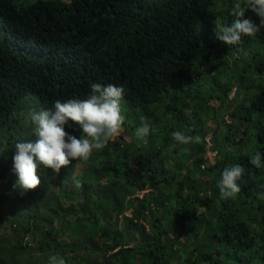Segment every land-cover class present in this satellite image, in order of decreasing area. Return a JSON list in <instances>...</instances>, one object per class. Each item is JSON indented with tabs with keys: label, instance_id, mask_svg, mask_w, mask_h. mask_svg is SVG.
<instances>
[{
	"label": "trees",
	"instance_id": "obj_1",
	"mask_svg": "<svg viewBox=\"0 0 264 264\" xmlns=\"http://www.w3.org/2000/svg\"><path fill=\"white\" fill-rule=\"evenodd\" d=\"M226 1L227 11L220 13V22L231 24L233 17L228 13L233 4ZM214 4L215 0H35L29 4L25 0H0V134L8 146L5 156L0 157V179L10 190L14 189L16 177L11 170V157L15 151H9L15 148V142L35 138L24 122L28 101H33L34 110L40 106L50 109L56 100L83 99L91 82L122 85L124 101L130 109L154 121L160 107L171 112L191 108L189 117L196 119L198 110L208 113L207 99H227L234 87L240 91L241 101L230 116L244 123L241 135L247 139L245 135L249 132L255 151L264 156V51L251 58L243 53L233 63L227 59L234 48L249 44L252 38L264 47V27L254 37H242L239 44L218 49L211 28ZM245 17L259 24V17L251 11H246ZM200 47L208 52L202 57H199ZM213 66H219L221 71L203 79ZM195 78L197 82L201 80L205 89H191ZM172 90L177 92L172 94ZM224 125L222 140L226 146L231 145L230 141L245 140L233 138L239 132L238 127L231 123ZM65 130L80 134L75 126ZM188 134L196 136L194 130ZM198 136L199 144L195 145L194 141L193 146L201 152L204 136ZM217 138L221 141L219 133L210 138V149L216 151L217 160L212 167L201 170L204 174L213 172L209 189L216 204L202 197L197 199L200 206L208 208L209 219L197 221L195 215L189 219L193 215L189 208L190 194L195 190L190 175L194 170L190 166L174 164L179 171L186 169V174L179 183L178 195L165 199L153 192L161 184H168L164 177L154 175L140 185L133 184L142 173L154 170L153 162L159 151L137 149L130 154L123 148L113 159L114 173L107 174L110 187L121 185L119 189L125 192L123 196L116 192V204L111 210L117 213L123 208L122 197L129 196L133 219L128 220L138 232V245L126 247L128 229H118V221L111 226L106 225V220L94 222L91 215L98 206L106 204L102 195L105 191H98L94 207L85 209L81 205L79 210L87 215L86 223L74 220L82 232L80 240L64 243L60 251L57 240L47 232L40 242L43 255L47 254L44 259L60 254L67 264H140L142 261L145 264H264V197L258 195L264 191L260 187L264 185V166L256 168L249 163L254 153L238 152L235 157L223 146L215 149L217 142L213 141ZM118 144L109 141L106 146L115 149ZM191 157L186 155L187 159ZM203 160L201 157L195 160L197 171ZM235 163L245 168L241 191L234 198L222 200L218 180L223 168ZM65 170L62 168L59 174ZM101 170L96 169L99 176ZM53 174L50 169L43 170L40 185L24 196L35 204H43ZM89 180L97 186L100 183L96 177ZM145 187L149 188L147 193L133 197ZM183 188L188 189V197L179 195ZM14 193L19 195L15 189ZM60 196L69 201L79 200L67 193ZM87 201L85 197L84 204ZM159 209L173 220L160 216ZM144 213L149 231L137 222ZM34 218L40 220L42 216ZM247 219L261 225L259 233L251 231ZM200 227L204 229L203 235L194 242V253L182 263L177 261L178 249L174 247L179 244V237L186 232L196 237ZM60 232L64 233L63 228ZM169 232L174 234L172 238ZM14 248V251L25 250L18 244ZM94 252L102 255L100 262L92 259ZM12 260L1 257L0 264L17 263Z\"/></svg>",
	"mask_w": 264,
	"mask_h": 264
},
{
	"label": "rangeland",
	"instance_id": "obj_2",
	"mask_svg": "<svg viewBox=\"0 0 264 264\" xmlns=\"http://www.w3.org/2000/svg\"><path fill=\"white\" fill-rule=\"evenodd\" d=\"M27 4L35 0H25ZM68 1V0H66ZM234 4L235 0H231ZM227 1L226 0H215L214 4V20L212 22L211 28L212 33L214 34L215 20L219 18L221 21L222 15L227 11ZM215 36V35H214ZM214 43L217 44L218 49L226 47L225 44L218 41L214 38ZM264 51V47L255 41L253 38L250 43L247 45H239L231 51V54L227 56L229 63L238 61L243 53H246L250 58L254 55L261 54ZM207 50L200 47L199 57L206 55ZM255 53V54H254ZM251 60V59H250ZM208 70V69H207ZM221 68L219 66H213L209 68L207 74L204 75L203 79H210L213 74L220 72ZM198 79L192 80L191 89H205V85ZM204 81V80H203ZM193 87V88H192ZM177 90H172L171 93L175 94ZM191 93V92H190ZM240 91H237L236 88H232L227 99H207L205 102L208 107V113L199 111L196 113L195 117H189L191 113V108L182 109L181 112L178 111H168L164 107H160L157 111V119L154 121L151 118L146 117L144 114L139 113V111L130 109V107L124 101L122 105V113L125 116V121L122 125V131L110 141L119 143L118 147L112 149L109 146H106L100 151H94L93 155L87 161H73L68 166L63 174L52 175V180H48V191L46 198L43 200V204H35L30 199L26 198L24 195H16L14 189L9 188L7 183L0 179V258L12 257V261H16L15 264H48L47 260L44 257L41 251L40 242L44 241V236L47 232H50V237H54L59 244L57 249L62 251V245L69 241L81 238L82 232L76 227V219H81L86 223L85 214L80 213V209L85 207V209H92L94 207V202L96 201L98 191H105L102 193L106 204L98 206L94 214L91 215L94 218L95 223H99L100 220H106V225L111 226L118 221V229H124L127 227L128 236L124 239L126 242V247H134L139 243L138 232L133 229L130 225L128 219L132 218V209L129 207V196L124 195L123 198V208H121L117 213L111 210L113 204H116V192H120L121 195L125 194L122 189H119L121 185L114 188L110 187V177L107 176L109 172L114 173L112 170V163L114 157L121 154V150L126 148L130 154H133L137 149H149L151 151H159V155L155 158L153 168L151 172L142 173L141 177H138L133 180L134 185H140L148 177L158 176L161 179H166L168 184H161L158 189H154V194H157L160 197L171 198L178 195L177 189L179 188V183L184 180L186 169L181 171L177 170L174 167V164L184 163L188 167L192 168L194 171L191 172V178L195 190L191 192L190 199L191 203L189 208L192 211L193 215L189 216V219L195 215L197 221L201 219H209L210 213L208 208L205 206H200L198 200L200 197L211 200L212 204H216L211 196L210 185L212 181L213 172L210 174H204L205 169L212 167L216 158H213L214 153L210 149V138L212 134L219 133L221 136V141L217 138L215 149L224 147L225 150H231L233 155H238V152L245 153H254L255 147L252 146L254 143L253 136L246 133L247 139L241 135L244 129V123L234 120L230 116V112L238 107L239 102L241 101ZM234 103L231 102V99ZM34 102H36L34 100ZM231 103V104H229ZM33 101H28L26 110L24 109V116L29 112L34 110ZM44 109L41 106L39 110ZM26 113V114H25ZM140 115H144L148 122L152 125L150 134L146 138H137L134 135L136 128L141 124L139 119ZM171 117L174 119L171 120ZM195 123V126L192 124ZM224 123H231L234 127H238L239 132L236 133L234 139L243 138L245 140L241 142L230 141L231 145L226 146L225 140H222V135L225 132ZM233 127V128H234ZM184 131L186 134L189 132L195 131L196 135L204 136V147L203 151L197 152V146H193V143L189 145H176L172 147L173 141L171 139L170 133L172 131ZM167 136V140H163V137ZM244 135V134H243ZM3 135L0 134V141L3 140ZM35 139V138H34ZM199 142L195 141V145H198ZM146 147V148H145ZM183 148H187L188 151L181 152ZM15 151V148H11L9 152ZM185 155V157L183 156ZM186 155H191L190 159L186 158ZM236 155V156H237ZM235 156V157H236ZM197 157L203 158V162L200 164L204 165V168L200 171L196 169L195 160ZM235 160V158L233 159ZM232 160V161H233ZM119 166V165H118ZM200 167V165H199ZM64 168V167H63ZM101 170L100 176L97 174L96 169ZM118 167L119 171H122ZM202 170V171H201ZM117 171V172H119ZM42 176V175H41ZM89 177H96L100 180L98 186L89 180ZM122 184L123 178L121 177ZM149 188L145 187L143 190L136 191L133 197H141L143 194L147 193ZM61 193H67L73 197H78L79 202L76 200L69 201L60 196ZM193 193V194H192ZM219 193V192H218ZM101 195V194H100ZM181 197H188L189 191L186 188L180 192ZM85 197H87V205L84 204ZM119 206V205H118ZM159 215L162 216L163 213L161 210H158ZM36 215H41L42 218H34ZM163 217L173 220L171 215L165 214ZM99 218V219H98ZM125 218L127 220H125ZM194 218V217H193ZM138 223L144 225L145 230L149 231L148 220L146 214L140 215L137 219ZM134 221H132L133 223ZM205 223V222H203ZM247 224L251 231L259 233L261 230L260 224H255L252 220L247 219ZM63 228V232H60V229ZM203 227H200L196 230V237L191 236L189 233H185L179 237V244L175 245L174 248L178 249L177 261L183 262L185 257L193 254L192 251L195 247L194 242L197 241L203 235ZM169 237H173L174 234L169 232ZM18 244L20 247L25 248L24 251L18 249L14 251V246ZM16 253L15 257L13 255ZM52 255V254H51ZM94 262H100L102 260V255L94 252L91 255ZM140 264H145L144 261Z\"/></svg>",
	"mask_w": 264,
	"mask_h": 264
},
{
	"label": "clouds",
	"instance_id": "obj_3",
	"mask_svg": "<svg viewBox=\"0 0 264 264\" xmlns=\"http://www.w3.org/2000/svg\"><path fill=\"white\" fill-rule=\"evenodd\" d=\"M251 11L259 17V24L245 17ZM233 17L231 24L215 20L214 35L221 43L230 46L241 42L242 37H254L264 27V0H235L229 11ZM244 17V18H242ZM124 87L108 83L91 82L83 99L69 98L56 100L50 109L32 110L25 115V125L30 128L32 139L15 142L12 155V172L16 179L13 188L23 196L41 183L40 173L50 169L59 174L63 167L73 161H87L94 151L105 148L110 140L122 131L125 116L122 113ZM134 135L146 138L152 125L144 115ZM78 127L80 134L73 135L66 127ZM172 147L189 145L200 140L198 135L184 131H172ZM211 146V143L209 144ZM210 148V147H209ZM8 150L7 143L0 141V157ZM183 151H188L183 148ZM213 158H216V151ZM249 163L256 168L264 166V156L259 150L251 156ZM200 168L203 169L201 167ZM204 166V165H203ZM245 168L239 163L226 166L218 180L220 199H231L241 191ZM264 189V185L260 186ZM264 197V191L258 193ZM48 264H67L63 255L55 254L47 258Z\"/></svg>",
	"mask_w": 264,
	"mask_h": 264
},
{
	"label": "built area",
	"instance_id": "obj_4",
	"mask_svg": "<svg viewBox=\"0 0 264 264\" xmlns=\"http://www.w3.org/2000/svg\"><path fill=\"white\" fill-rule=\"evenodd\" d=\"M214 155H215V153H214ZM214 155H213V157H214ZM201 167L203 168L204 166H203V165H201Z\"/></svg>",
	"mask_w": 264,
	"mask_h": 264
}]
</instances>
